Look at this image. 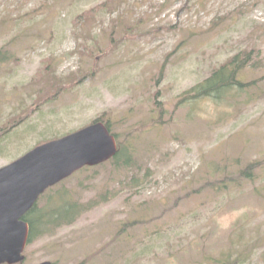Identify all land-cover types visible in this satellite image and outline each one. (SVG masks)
I'll return each mask as SVG.
<instances>
[{
  "label": "rangeland",
  "instance_id": "obj_1",
  "mask_svg": "<svg viewBox=\"0 0 264 264\" xmlns=\"http://www.w3.org/2000/svg\"><path fill=\"white\" fill-rule=\"evenodd\" d=\"M95 121L124 153L41 194L84 209L24 264H264V0H0V168Z\"/></svg>",
  "mask_w": 264,
  "mask_h": 264
},
{
  "label": "water",
  "instance_id": "obj_2",
  "mask_svg": "<svg viewBox=\"0 0 264 264\" xmlns=\"http://www.w3.org/2000/svg\"><path fill=\"white\" fill-rule=\"evenodd\" d=\"M118 143L102 121L36 145L0 168V264H24L30 226L24 216L41 194L84 167L114 157ZM39 264H52L44 261Z\"/></svg>",
  "mask_w": 264,
  "mask_h": 264
},
{
  "label": "trees",
  "instance_id": "obj_3",
  "mask_svg": "<svg viewBox=\"0 0 264 264\" xmlns=\"http://www.w3.org/2000/svg\"><path fill=\"white\" fill-rule=\"evenodd\" d=\"M248 60L249 58L246 55H244V57L239 53L233 55L226 63L214 68L207 78L191 90L194 92L192 97L195 99L201 97L220 99L221 96L233 88L243 89L247 84L240 79L239 73L247 66ZM105 124L111 131L109 124L107 122H105ZM117 143L118 152L110 159V161L114 163H117L124 153L123 147L119 142ZM78 207L79 206L76 203L71 202L69 199H67V202L64 203V205H60L59 207H55L53 209H37V204H35L34 207L24 216V219L30 226L28 243H30L37 235L50 231L52 223H57L58 225L62 223H72L76 214H78L81 210V207L80 209ZM39 225H41L42 228L38 227ZM39 228L43 230L41 231Z\"/></svg>",
  "mask_w": 264,
  "mask_h": 264
}]
</instances>
